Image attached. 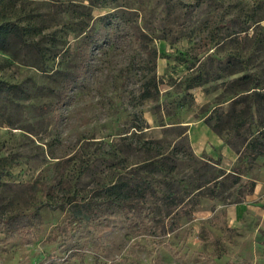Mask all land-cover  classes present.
<instances>
[{
    "label": "rangeland",
    "instance_id": "obj_1",
    "mask_svg": "<svg viewBox=\"0 0 264 264\" xmlns=\"http://www.w3.org/2000/svg\"><path fill=\"white\" fill-rule=\"evenodd\" d=\"M6 2L0 23L30 34L0 49V264H63L44 261L68 259L70 252L67 264H239L238 233L222 230L223 208L215 209L239 198L251 179L242 188L232 177L216 182L221 168L194 152L189 132L199 121L213 129L206 119L220 101L231 111V84L244 73L234 72L240 66L229 65L231 55L247 58L264 88V0ZM111 14L144 30L158 52L154 62L143 61L127 36L103 21ZM99 31L105 35L91 51L88 73L59 105L81 62L82 39ZM155 73L160 91L143 99L141 84ZM199 74L206 82L189 87ZM253 111L261 123L264 102L257 100ZM227 118L211 124H220L236 150L242 141L232 136L235 116ZM200 129L196 124L194 134ZM218 160L233 168L222 155ZM114 183L139 184L135 196L151 205V220L139 203L136 217L105 232L104 242L89 227L62 240L58 225L78 204L64 207L68 195L94 197L98 187ZM187 192L195 193L198 206L169 212L166 196L182 199ZM13 230L22 234L6 241Z\"/></svg>",
    "mask_w": 264,
    "mask_h": 264
},
{
    "label": "trees",
    "instance_id": "obj_2",
    "mask_svg": "<svg viewBox=\"0 0 264 264\" xmlns=\"http://www.w3.org/2000/svg\"><path fill=\"white\" fill-rule=\"evenodd\" d=\"M6 0H0V19L3 17L5 11L7 10ZM105 23H113L115 24V28L123 32L127 36V41L132 49L139 54L141 59L145 62L155 61L158 57V52L155 47H150L149 41L145 36L144 30L133 22L126 21L115 14L105 15L102 17ZM25 29L16 25L14 23H0V49H6L8 45L16 41H26L25 36L29 35V29ZM105 33L102 31L97 32V34H86L82 39L80 44L81 50V59L78 63L77 70L73 73V75L69 76L63 90L60 93V97L58 100V104L61 105L63 101L68 97L69 91L74 84L75 81L80 80L84 77L90 68V60H91V51L93 47L104 38ZM239 64L240 69H237L234 72H244L239 75L236 79L233 80V84H231V96L233 97V107L231 111L226 110L223 101H220L218 107L215 110L214 115H210L206 120L208 124L217 132L219 135L224 138L225 142L232 145V137H225L222 134V129L219 127L220 124H211V120L216 118L218 122L224 121L223 116L228 117L227 121L230 117L235 116L234 120V131L232 132V136L239 137L241 139V143L239 146H235L237 152L239 153L238 161L240 166H235L233 170L235 172H240L239 170L247 169L253 167L257 159L264 155V120L261 123H256V116L253 111V106L256 104V101L264 102V88L261 87V79L260 77L253 71H251L248 67V59L243 58L240 55H231V59L229 60L230 66H235ZM194 67V66H193ZM206 82L201 74L197 77L191 78V82L189 83V87L201 85ZM153 89L155 91H153ZM159 80L157 74H153L151 77L145 79V81L141 84L140 87V96L143 99H148L154 97L157 93H159ZM249 97L252 99L248 100ZM244 104L240 109H236L237 104ZM57 106L53 112L54 117L58 119L60 117V106ZM214 116V117H213ZM226 121V119H225ZM254 124V128L251 127V124ZM247 127L246 133H242L241 129ZM225 170H221V172L216 175L214 179L216 182L222 183L221 180L226 178H230L233 184L242 188L243 181L240 175L235 173H228L225 176L223 174ZM223 176V177H222ZM219 179V180H218ZM247 187L245 186L241 193L239 194V198L235 199L232 202H236L242 200V197L247 193L253 191L255 182L249 181L247 183ZM205 184H202L198 187V190L202 188ZM147 187L152 191L156 192L155 188L148 184ZM48 190H53L52 185H47ZM97 193L94 197L87 196H78L75 195L70 199L65 201L64 207H71L72 204L76 205L71 209L70 215L63 220L58 225V234L62 240L69 241L73 240L79 235L85 234V227H89L94 229L97 233V238L99 242H104V234L105 232L112 229L114 225H117L119 222L129 223L135 215V210L140 203L142 204V208L144 209V217L151 220V216L147 212L150 208V204L146 200V198L135 196L137 191H141L140 185H136L131 188L126 184L122 183H114V184H103L97 189ZM95 191V190H94ZM92 191V192H94ZM69 194V193H68ZM78 196V197H77ZM101 197V198H100ZM162 197V196H161ZM158 197V200L161 199ZM166 197L170 198V206L168 207L169 212L175 211L177 207L181 209H185L187 207H195L198 206L199 200L196 197L195 193L187 192L186 198H179L176 195L168 194ZM218 195L215 193L212 195V198H217ZM38 223V222H37ZM222 230H234L232 227H228L225 223V227ZM28 235L33 236L34 233L32 231L26 232ZM21 232H17L15 230L9 231L6 235V241H11L19 238ZM69 258L74 256L73 252L69 253ZM239 257V256H238ZM68 259L47 257L46 261H56L62 262L63 264H67L66 261ZM241 259V258H240ZM239 264H251L244 259H241Z\"/></svg>",
    "mask_w": 264,
    "mask_h": 264
},
{
    "label": "crops",
    "instance_id": "obj_3",
    "mask_svg": "<svg viewBox=\"0 0 264 264\" xmlns=\"http://www.w3.org/2000/svg\"><path fill=\"white\" fill-rule=\"evenodd\" d=\"M196 124H201L202 127L199 134H194ZM196 124L191 125L189 132L195 153L202 157L210 156L215 160L216 163L213 164L225 170L223 176L232 172L240 175L242 181L248 178L255 182L253 191L244 195L242 200L226 204L219 203L215 211L223 208L222 214L226 225L237 231L239 239L236 254L239 258L251 264H264V160L258 166L254 165L245 169L246 171L235 172L233 168L235 169L234 165L238 161L239 153L207 123L199 121ZM220 155L224 159L222 161L232 162L233 168L224 167L218 160ZM258 172L260 177L254 175ZM217 198L219 199V196Z\"/></svg>",
    "mask_w": 264,
    "mask_h": 264
}]
</instances>
